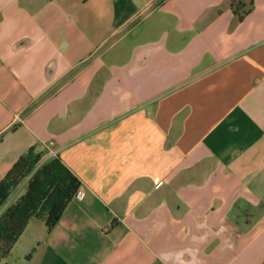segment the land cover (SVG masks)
<instances>
[{
  "label": "crops",
  "instance_id": "obj_1",
  "mask_svg": "<svg viewBox=\"0 0 264 264\" xmlns=\"http://www.w3.org/2000/svg\"><path fill=\"white\" fill-rule=\"evenodd\" d=\"M231 1L0 0V182L35 147L85 193L0 264H264V0Z\"/></svg>",
  "mask_w": 264,
  "mask_h": 264
},
{
  "label": "trees",
  "instance_id": "obj_2",
  "mask_svg": "<svg viewBox=\"0 0 264 264\" xmlns=\"http://www.w3.org/2000/svg\"><path fill=\"white\" fill-rule=\"evenodd\" d=\"M231 6L240 19L250 10L241 0H232ZM42 157L43 152L31 147L0 182L2 206L13 189L30 175L26 192L0 213V261L10 255L31 218H45L48 228L52 229L82 184L61 158L40 163Z\"/></svg>",
  "mask_w": 264,
  "mask_h": 264
},
{
  "label": "built area",
  "instance_id": "obj_3",
  "mask_svg": "<svg viewBox=\"0 0 264 264\" xmlns=\"http://www.w3.org/2000/svg\"><path fill=\"white\" fill-rule=\"evenodd\" d=\"M84 194H85L84 191H82V190L79 188L78 192L76 193V196L82 198V197L84 196Z\"/></svg>",
  "mask_w": 264,
  "mask_h": 264
},
{
  "label": "rangeland",
  "instance_id": "obj_4",
  "mask_svg": "<svg viewBox=\"0 0 264 264\" xmlns=\"http://www.w3.org/2000/svg\"><path fill=\"white\" fill-rule=\"evenodd\" d=\"M48 160H49V159H48ZM45 161H47V160H45ZM42 162H44V158L41 159L40 163H42ZM19 264H20V263H19Z\"/></svg>",
  "mask_w": 264,
  "mask_h": 264
}]
</instances>
